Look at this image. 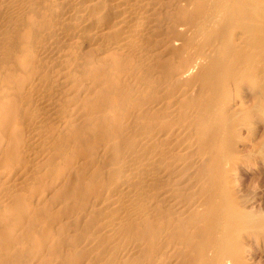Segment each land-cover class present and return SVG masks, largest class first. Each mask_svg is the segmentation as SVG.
<instances>
[{
	"label": "bare ground",
	"instance_id": "obj_1",
	"mask_svg": "<svg viewBox=\"0 0 264 264\" xmlns=\"http://www.w3.org/2000/svg\"><path fill=\"white\" fill-rule=\"evenodd\" d=\"M248 90L264 0H0V264H264Z\"/></svg>",
	"mask_w": 264,
	"mask_h": 264
},
{
	"label": "rangeland",
	"instance_id": "obj_2",
	"mask_svg": "<svg viewBox=\"0 0 264 264\" xmlns=\"http://www.w3.org/2000/svg\"><path fill=\"white\" fill-rule=\"evenodd\" d=\"M213 49V55L218 58V64L215 71V84L217 87L226 86L227 92L234 91L231 83L221 75L224 67V60L219 51ZM256 54L246 55V59H256ZM261 60L256 61V74L251 75V82L262 74L260 70ZM253 70L251 71L254 73ZM256 87V85H252ZM237 102L243 103L241 110L236 109L234 116L230 118V136L232 147L238 159L234 167L237 181L240 183L245 199L253 202L255 208L262 205L261 191L264 189V116H260L252 108L253 93L248 90L247 95L236 92ZM246 126V127H245Z\"/></svg>",
	"mask_w": 264,
	"mask_h": 264
}]
</instances>
